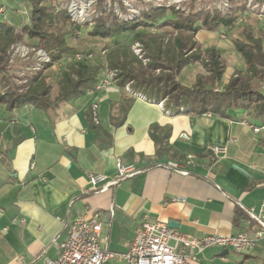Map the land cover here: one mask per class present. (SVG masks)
<instances>
[{
    "label": "crops",
    "instance_id": "0c3cea01",
    "mask_svg": "<svg viewBox=\"0 0 264 264\" xmlns=\"http://www.w3.org/2000/svg\"><path fill=\"white\" fill-rule=\"evenodd\" d=\"M133 93L114 83L47 111L30 104L10 111L0 104V264L55 259L54 241L64 238L66 225L86 208L100 212L101 241L116 254L103 264H123L120 254L144 215L174 221L175 229L196 237L241 231L254 237L245 208L258 212L264 198V124L245 109H234L233 118L174 113ZM95 98L97 124L90 114ZM152 126L160 138L167 133V150H158ZM212 145L225 146L226 152L216 158ZM188 154L193 155L189 174L164 166ZM118 159L139 172L106 191H93L88 175H113ZM263 259L264 236L244 252L206 248L190 264Z\"/></svg>",
    "mask_w": 264,
    "mask_h": 264
},
{
    "label": "trees",
    "instance_id": "16d2710c",
    "mask_svg": "<svg viewBox=\"0 0 264 264\" xmlns=\"http://www.w3.org/2000/svg\"><path fill=\"white\" fill-rule=\"evenodd\" d=\"M28 8L22 18V24L17 30L7 18L0 19V104L8 110L24 105H33L44 111L55 109L58 104L80 96L94 88L103 70L99 64H92L88 53H80L69 45L66 37L69 31L79 32L83 23L70 21L65 10L59 8L49 10L41 6V0H27ZM106 0H97L99 6ZM115 0H110L114 2ZM119 1V0H118ZM170 13L171 17L166 14ZM105 12V11H104ZM235 9L227 14L219 12L200 11L199 13L183 14L173 8H156L145 11L139 18L117 17L112 10L93 18L90 35L113 39L123 33L130 34L133 41L140 42L150 54V62L146 65L131 53L129 45L113 43L105 55L106 66L120 70L118 85L132 83L134 90L139 91L148 99L161 101L165 110L179 113L192 112L195 114L211 113L223 118H233L234 109H245L253 113V118L264 124V49L263 34L253 36L251 30L243 34V40H235L234 47L243 57L245 70L232 75L223 89H216L225 66L213 47L205 49L204 53L195 39L199 29L217 30L220 26H232L237 19ZM9 19V18H8ZM69 22L70 29L66 25ZM87 26V24H86ZM170 26L173 35L167 41V47L161 50L159 34L147 32L154 27L161 29ZM140 29V30H139ZM26 35L36 40V44L49 55V63L44 69L53 65L63 57L74 58L75 54L82 55L80 60H70L67 69L61 71V79L50 99L52 83L41 72H38L25 85L17 86L10 80L8 73L7 49ZM207 74H198L191 85H186L178 79L179 72L188 64L200 59ZM159 69V74L154 70ZM152 126L150 135L158 145V150H167V133L160 138L154 134ZM237 211V210H236ZM243 215L242 212H240ZM264 264V259L261 261Z\"/></svg>",
    "mask_w": 264,
    "mask_h": 264
},
{
    "label": "rangeland",
    "instance_id": "374dc122",
    "mask_svg": "<svg viewBox=\"0 0 264 264\" xmlns=\"http://www.w3.org/2000/svg\"><path fill=\"white\" fill-rule=\"evenodd\" d=\"M85 4L87 16L83 19H79L76 22L83 23L84 26L80 28L79 32H72L69 27V22L66 20L69 35L66 37V41L69 45L75 47L80 53H88L91 58L92 64H99L104 69L113 70L115 72V83L118 84V74L120 72L117 68H109L106 66L105 55L109 51V48L113 46V43H119L120 45H129L131 53L142 63V65L148 64L150 60V54L146 48L138 41H133L132 36L127 33H123L113 39L90 35V24L93 18L103 15L106 11L112 10L117 17L131 16V18H139L145 11L156 8L170 9L180 11L183 14L187 13H199L200 11L219 12L221 14H227L232 11H236L237 19L232 26L224 27L219 26L217 30L199 29L196 33L195 39L201 47L204 53L208 47H213L219 53L223 64L225 66L224 73L221 79L214 84L216 89H223L229 78L237 72L245 70V63L243 57L234 47L235 40H243V34L246 33L249 28L253 36H258L261 32L263 34V49H264V0H115L110 2L106 0L102 6H99L97 0H88L86 3L83 0H41L40 5L46 6L49 10H54L57 6L60 10H65L69 20L71 15L69 13L70 4L79 3ZM83 2V3H82ZM29 4L27 0H0V19L7 18L17 30L22 24V18L28 8ZM105 11V12H104ZM132 11V12H131ZM56 12V9L54 10ZM171 17L169 11L166 14ZM11 18V19H8ZM71 21V20H70ZM87 24V26H86ZM20 30V29H19ZM140 30V29H139ZM147 32L159 34L162 46L161 50L167 47V41L170 40L173 35V29L170 26H164L161 29H155L154 27L146 29ZM36 40L29 39L26 35L17 42H13L7 49L8 55V73L10 74V80L17 86L25 88L28 81L32 79L38 72H41L43 76H46L53 87L50 91V99L54 98L55 91L58 87V82L61 79V71L68 68L70 59L63 57L56 61L53 65L44 69L45 62L41 66L37 67L36 59L33 51L27 57L21 56L17 53H12L13 47L17 45H26L30 48L41 49L47 56L48 53L41 47L34 45ZM200 59L186 65L178 74V79L186 85H191L196 76L200 74H207L203 64V55ZM161 70L155 69L154 74H159ZM57 77V81L55 78ZM102 74V73H101ZM54 76V77H53ZM126 90L132 92H138L132 87V83H125ZM264 89V85H262ZM141 94V93H140ZM142 95V94H141ZM165 99L161 100L164 102Z\"/></svg>",
    "mask_w": 264,
    "mask_h": 264
},
{
    "label": "built area",
    "instance_id": "2783aa9c",
    "mask_svg": "<svg viewBox=\"0 0 264 264\" xmlns=\"http://www.w3.org/2000/svg\"><path fill=\"white\" fill-rule=\"evenodd\" d=\"M83 1L88 2V0ZM85 6L81 2L79 5L76 3L70 4L68 10L71 15L70 20L76 22L85 18L87 16ZM0 11L5 13L3 10ZM123 17L131 18L128 15ZM31 51H33L37 61L35 64L37 67L49 61V57L41 49L30 48L26 45H17L12 49V53L24 57H27ZM81 58L82 55L77 53L70 60H80ZM101 73V78L94 88L87 91L90 97L95 96L96 91L104 90L115 83L116 74L113 70L104 69ZM162 103V101L159 102L160 105ZM90 114L92 121L97 124V98L91 102ZM252 130L257 132L259 128H252ZM209 151L217 158L220 154L226 152V147L212 145L209 146ZM192 160L193 155L188 154L185 160L181 162L170 160L164 166L167 169L187 175L189 174L187 166L192 164ZM138 172L139 170L133 165H125L118 159L116 172L113 175L90 173L88 179L93 191H106L121 180L131 178ZM245 212L247 214V224L253 229L254 237H250L246 231L230 235L208 234L196 237L170 227L166 222L151 219L144 215L127 250L120 254V257L123 264H190L196 260L199 253L213 246L244 252L252 248L256 241L264 236V219L261 215L264 212V198L261 200L258 212L253 208H245ZM109 215H113V209H110ZM101 229L100 212L86 208L84 212L66 225L64 238L54 241L57 248L55 259L44 258L43 264H103L110 258H114L116 254L109 251L104 242L101 241Z\"/></svg>",
    "mask_w": 264,
    "mask_h": 264
},
{
    "label": "water",
    "instance_id": "95a60500",
    "mask_svg": "<svg viewBox=\"0 0 264 264\" xmlns=\"http://www.w3.org/2000/svg\"><path fill=\"white\" fill-rule=\"evenodd\" d=\"M167 224L168 226L173 227V228H176V225H177L174 221H169ZM226 253H227V250H224L223 252H221V255H224Z\"/></svg>",
    "mask_w": 264,
    "mask_h": 264
}]
</instances>
